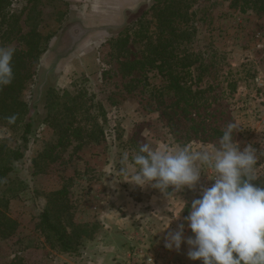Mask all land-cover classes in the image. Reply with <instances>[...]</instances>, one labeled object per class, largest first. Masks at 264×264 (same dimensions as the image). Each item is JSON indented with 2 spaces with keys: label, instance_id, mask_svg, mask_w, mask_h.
<instances>
[{
  "label": "rangeland",
  "instance_id": "1",
  "mask_svg": "<svg viewBox=\"0 0 264 264\" xmlns=\"http://www.w3.org/2000/svg\"><path fill=\"white\" fill-rule=\"evenodd\" d=\"M153 1L143 0L122 26L100 30L65 0H12L19 33L0 39V46L25 50L22 36L33 29L51 42L22 92L36 109L30 113L35 125L24 158L0 189V214L14 223L11 236L0 238V264H125L127 253L142 246L152 248L158 264H202L188 258L186 245L182 263L145 236L124 253L103 250L109 238L118 242L124 218L139 215L120 202H138L143 217L130 226L137 221L148 233L173 219L174 231L201 186L214 183L203 174L195 190L164 196L127 183L121 160L125 154L131 160L145 142L192 151L211 147L230 122L241 148L264 150V0ZM87 7L88 17L107 13L95 11L93 2ZM73 34L82 35L74 47ZM64 53L69 55L61 59ZM52 89L58 96L52 117L62 127L70 124L60 145L59 127L42 123L45 94ZM20 135L0 127L7 148ZM259 163L257 186L264 182V158ZM61 190L65 198L55 195ZM43 212L69 239L70 251L42 230ZM185 228V236L192 235ZM105 230L112 235L105 237Z\"/></svg>",
  "mask_w": 264,
  "mask_h": 264
},
{
  "label": "clouds",
  "instance_id": "2",
  "mask_svg": "<svg viewBox=\"0 0 264 264\" xmlns=\"http://www.w3.org/2000/svg\"><path fill=\"white\" fill-rule=\"evenodd\" d=\"M15 52L14 47L0 46V90L13 82ZM15 119L8 118L10 123ZM237 132L230 122L211 147L192 151L186 146L153 148L145 142L131 160L128 154L122 157L120 172L127 183L150 186L164 196L195 190L203 174L214 181L201 186L184 223L167 232V250L179 252L186 245L188 258L202 264H264V187L253 183L260 178L264 150L258 152L252 144L241 148L234 139ZM185 225L192 235L185 236Z\"/></svg>",
  "mask_w": 264,
  "mask_h": 264
},
{
  "label": "trees",
  "instance_id": "3",
  "mask_svg": "<svg viewBox=\"0 0 264 264\" xmlns=\"http://www.w3.org/2000/svg\"><path fill=\"white\" fill-rule=\"evenodd\" d=\"M153 2L154 4H159L161 0H154ZM11 4L12 0H0V39L5 41L19 33L18 16L12 12ZM50 39L51 36H43L36 29L22 36L25 50L15 52L12 61L14 70L13 82L10 86L0 90V127L21 131L19 142L13 148H7L3 141L0 140V189L7 185L9 176L14 171L15 164L24 158L27 151L29 138L35 125L34 118L30 113L36 109L22 99V92L25 84L31 78V69L38 64L40 57L46 52ZM169 78L172 79L171 76ZM57 97L54 89L46 92V103L44 105L46 115L42 119V123L54 130L59 127V136L61 137H59L58 144L60 145L64 140V134L69 130L70 124L67 127H62L58 125L55 115L53 117L51 115L53 107L58 105ZM66 110L70 111L71 108H66ZM12 116H15L16 119L13 123H10L8 118ZM259 186L264 187V182L259 183ZM55 195L59 198H65L67 192L66 190H61ZM40 225L42 230L47 232L62 251L71 250L69 239L56 226L47 212L42 213ZM13 230L14 223L0 214V238H8Z\"/></svg>",
  "mask_w": 264,
  "mask_h": 264
},
{
  "label": "crops",
  "instance_id": "4",
  "mask_svg": "<svg viewBox=\"0 0 264 264\" xmlns=\"http://www.w3.org/2000/svg\"><path fill=\"white\" fill-rule=\"evenodd\" d=\"M142 1L143 0H65V2H67V4L71 6L72 8L76 9L78 7L79 11L83 12L84 15L82 16L84 17L85 21L87 19L89 20V18H92L91 21H93L94 26L91 29H100V30L122 26L127 14H129L130 12H134L137 6L140 5ZM89 2H93L94 5H96V7L94 8L95 11H99V9H102L107 13L102 14V15L98 14L97 16L88 17L89 9L88 7L83 8V6L86 7ZM82 21L83 20H79L77 23L80 24L82 28H84L85 25L84 23H82ZM84 32L82 33V35L86 34L87 31L85 33ZM82 35L80 37H76V34H73L74 37L71 43L73 47L80 43L82 39L81 38ZM50 42H51V39L49 41L48 48L50 46ZM68 55H69L68 53H64L61 59H64ZM149 201L154 203L153 198H151ZM120 204H121L120 206H122L124 210H127V212H130V213L135 212L137 214L139 213V215H134V216L128 215L129 219L132 218V220L134 221L135 219L138 220L137 216H141L142 212L140 210L138 211V202L132 199H128V200H124L120 202ZM146 216L148 215L146 214ZM142 217H143V214H142ZM133 221H130L125 218L121 221L122 228L124 231H120L118 242L114 240L116 244L114 245L112 244L111 238L105 241L103 245L104 246L103 250L106 253L111 252V251L113 252L118 251V252L124 253L129 250V247L141 242L140 240H142V236H145V238H148V240L152 242L163 244V240H164V237L167 235V232L172 231V229L175 226L173 225V222H174L173 219H168L166 220L167 222L166 221L163 222V225L157 222L152 228V230H149L148 233H144V230L146 229L145 226L143 225L142 227H139L138 229L137 221L134 224L135 226H130L129 223L132 224ZM169 225H171V228H168ZM150 226L151 225H149V227ZM107 234L111 236L112 231L105 230V237ZM185 251L186 250L183 245L181 246V250L179 252L171 250V252H174L173 257L178 258L182 263L187 262Z\"/></svg>",
  "mask_w": 264,
  "mask_h": 264
},
{
  "label": "built area",
  "instance_id": "5",
  "mask_svg": "<svg viewBox=\"0 0 264 264\" xmlns=\"http://www.w3.org/2000/svg\"><path fill=\"white\" fill-rule=\"evenodd\" d=\"M151 247H137L132 249L127 253V260L125 264H158L156 254L151 250ZM166 250H159V255L163 256ZM167 264H174L173 262H168Z\"/></svg>",
  "mask_w": 264,
  "mask_h": 264
}]
</instances>
